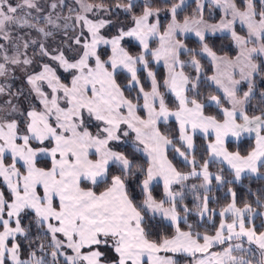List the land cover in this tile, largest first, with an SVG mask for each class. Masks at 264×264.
<instances>
[{"label":"snow or ice","instance_id":"snow-or-ice-1","mask_svg":"<svg viewBox=\"0 0 264 264\" xmlns=\"http://www.w3.org/2000/svg\"><path fill=\"white\" fill-rule=\"evenodd\" d=\"M194 2L182 19L185 0H165L163 8L153 0L117 3L131 23L109 36L103 30L113 21L99 14L113 9L103 0H75L68 15L50 13L43 25L30 11H41L36 0H0V77L20 68L27 85L16 92L0 85V94L12 98L0 107V264H178L177 255L190 257V264H264V197H257L256 207L240 206L227 187L231 199L218 213L209 208L213 182L232 183L223 168L210 171L213 162L227 165L236 181L264 175V107L259 114L248 111L257 77L264 83V0H210L222 13L216 23L205 19L204 0ZM14 26L42 39L13 35ZM60 32L63 39L50 48L47 39ZM216 33L230 35L234 55L209 45V34ZM187 34L198 48L187 46ZM128 40L137 53L124 46ZM201 57L211 66L203 83L215 92L207 102L218 115L206 114L201 99ZM153 62L163 63L162 82ZM132 91L135 96L126 94ZM259 98L264 104V90ZM170 118L178 137L161 129ZM197 131L209 141L202 163L195 155ZM245 134L254 135L250 150L230 151L226 138ZM128 143L143 153V163L120 150ZM170 150L188 170L169 159ZM191 179L200 183L189 185ZM154 181L163 184L160 198ZM187 192L194 208L184 202ZM192 214L207 217L214 231H198L199 222L189 223ZM157 216L171 234L154 237L150 221Z\"/></svg>","mask_w":264,"mask_h":264},{"label":"trees","instance_id":"trees-1","mask_svg":"<svg viewBox=\"0 0 264 264\" xmlns=\"http://www.w3.org/2000/svg\"><path fill=\"white\" fill-rule=\"evenodd\" d=\"M95 2H100V0H95ZM103 2L107 5H111L113 8V7H115V5L117 3H127L128 0H103ZM132 2L134 4L141 5L143 0H132ZM167 2L170 4V3L175 2V0H167ZM153 4H154V6H160L162 8L166 6L165 0H153ZM194 9H195V2H194V0H192L189 3H187L185 9L180 12L181 19L183 18L184 15L190 14ZM209 9H210V6L205 4V7L203 9L204 17H205V19H208L209 21H215V19L218 17V13L215 12L214 18H211V17L208 18ZM136 11L139 12L140 7H137ZM110 15H111V13H110ZM124 17L129 19L128 16H124ZM167 21H168L167 16L160 17L161 24L165 25V23ZM237 30L239 31L238 28H237ZM183 39L189 48H198V43L195 39L189 38V37H185ZM208 43L219 54H225V53H227L229 55L235 54V48L232 45L231 39L228 35H212V36L210 35L208 37ZM124 46L126 48H128L129 51L132 52L133 54H135L139 51L138 46H136L133 43L126 42V43H124ZM182 59H187V57L183 56ZM201 63L205 66V71L202 74V82H201L200 92H201V99L204 100L206 103L207 97L209 96V94L210 93L215 94V92L213 91V88H209L207 84L203 83V78H206L207 75L211 74L210 63L202 57H201ZM152 69L157 73L158 78L162 82L163 77H164V73H163L162 68L160 66H155L152 63ZM187 70H188V72H191L192 75H194L193 69L187 68L186 71ZM140 75H141V78L143 80L142 71H141ZM120 82H121V84H126V79H124V77L121 76ZM145 87L148 88L149 86L145 83ZM245 90H246V85H245ZM262 90H264V83L261 82L260 77H257L256 95L250 101V105L248 108L249 114H252L254 111L256 112V114H259V109L264 107V104H262L260 102V98H259V92ZM126 94H130L132 96L131 93L126 92ZM168 102H169V106L173 107V104L170 100V96H168ZM205 112L208 115H218V111L214 107L208 105L207 103H206V107H205ZM161 129L167 131L173 137H177V130H176V126L173 123V121H168L167 125H164L163 123H161ZM194 143H195L196 158L198 161H200L202 163L203 160L207 158V151L205 148L206 139H203L202 137L196 135V136H194ZM251 146H252V142H251V140H248V139L242 140L237 145L232 144V143H229L227 145V147L230 150L235 149L236 151L239 150L242 153H246L251 148ZM120 150L126 151L130 155H134L136 163H143L144 162V157L141 155V153L135 152V149L132 147V145H130V144L121 145ZM169 159H171L172 162L178 168H181L182 170H185V171L188 170V168L185 167V164H183L180 160H178V158L173 156V152H171V151H169ZM41 160L43 162L44 159H41ZM220 168L224 169L225 180L226 181L231 180L232 183L221 186V185H216L215 182H213V186L211 187V191L209 193V196L211 197L210 203H209V208L215 209L216 212H219L220 208L223 207L230 200V195L227 193V187L233 188V190L236 192L237 201L240 204V206H243L244 202H248V203H251L253 205V207H256L255 202L257 200V197L258 196L264 197V178H253L250 176H244L241 178L240 181H236L233 177V174H231V172L229 170H227L220 163H216V162L212 163V165L210 167V171H212L213 173H216ZM115 170H116L115 166H113V171H115ZM196 181H199V180L191 179L188 182L194 183ZM132 187L135 190V192L137 193V198L139 199V195H138L139 189L136 188L135 183L132 184ZM153 191H154V194L157 196V198H160L162 196V187L160 184L153 185ZM201 193H202V191H201ZM184 202L189 208H194V206H195L194 205V197L191 194V192L186 193ZM181 216H183V212H181ZM30 219H31V217H27L23 221V223H25L26 220H28V223H29ZM213 219H214V223L218 225V223H219L218 216L216 215ZM206 221H207L206 217L203 219V221H201V218L195 214H192L189 217V223L199 222L200 226L197 229L198 231H200V232H204L206 230L207 231H214L212 223H209ZM150 223H151L150 231L153 233L154 237H157L158 235L164 234V233L171 234V232H172V228L169 226V224H167L165 221H162V218H160V217H155L154 219H152L150 221ZM181 226L186 228V225L183 223V220H181ZM32 231H33V233H35V231H36L34 226L32 228ZM177 260H178V264H183L185 262H189L190 259H188L187 257H183V258H179ZM181 261L183 263H181Z\"/></svg>","mask_w":264,"mask_h":264},{"label":"rangeland","instance_id":"rangeland-1","mask_svg":"<svg viewBox=\"0 0 264 264\" xmlns=\"http://www.w3.org/2000/svg\"><path fill=\"white\" fill-rule=\"evenodd\" d=\"M190 1H192V0H185V3L187 4V3H189ZM11 2H12L13 4H15L16 2H18V0H11ZM175 2H177V0H175ZM36 3L39 5L41 11H40V12H36L35 10H30V11H31V14H32L33 17H37V18H39L41 25L44 24V20H43V17H44V16H47V15H49L50 13L53 15V18H55V15H56L57 13L60 14V15H64V16H66V15L69 14V9H70V8H74V7H76L75 0H63V4H61V0H36ZM52 3H56V4H57V8H56L55 10H53V9L51 8V4H52ZM204 4H207V5L210 6V9H209V11H208V18H210V17H211V18H214V16H215V12L218 13V17L215 19V21H209V22H210V23H216V22H218L219 19H220V17H221V15H222L220 9L217 8L214 4H212V3L210 2V0H204ZM112 9H113V10H112V12H111V15H110V14H104V13H100V14H99V15L102 16L103 18H105V19H110L111 21H113L112 25H110L108 28H106L105 30H103L104 33H105V35H109V36L115 34V33H116V30H117V28H118L119 26H121V25L129 26L130 23H131V17H130V15H129L128 13L124 12L122 9H116L115 7H113ZM26 11H29V10H26ZM124 16H128L129 19L125 18ZM162 16H166V15H165L164 13H161V17H162ZM167 22H168V21H167ZM167 22L165 23V25L167 24ZM236 27H237L238 29H240V26H239V25H237ZM12 31H13V35H21V36L27 35V36H28L29 38H31V39H36V40H40V39H42L41 35H40L37 31H35V30H30V29L17 30V29L15 28V26H14L13 29H12ZM210 35L212 36V34H209V36H210ZM215 35H228V36L230 37V35L227 34V33H216ZM185 37L193 38V39H195V40L197 41V38H196L194 35H192V34H187V35H185V36L182 37V38H185ZM62 39H63V33L60 32V33H57V34L54 36V38H48V39H47V44L49 45L50 48H55L56 45L59 44L60 41H61ZM230 39H231V37H230ZM3 42H4V41L0 40V43H3ZM126 42L135 44L133 41H130V40L125 41L124 43H126ZM153 46H155V45H153ZM233 46H234V45H233ZM33 47H35V46H30V48H29V51H28L29 56L32 55V48H33ZM234 48H235V47H234ZM9 54H11V52H9ZM202 58H204L206 61L209 62V60H208L207 57H202ZM149 59H150V57H149ZM153 64H154L155 66H160V67L162 68V70H163L164 75H165L166 70H165V68H164L162 62L159 63V64H156L155 62H153ZM14 69L16 70V72H20V73H22V71H21L20 68H14ZM14 69H13V70H14ZM152 70H153V69H152ZM153 71H154V70H153ZM187 71H188V70H187ZM142 73H143V71H142ZM190 73H191V72H190ZM192 73H193V72H192ZM62 75H64V74L62 73ZM145 75H146V74L143 73V78H144ZM194 75H195V72H194ZM194 75H193V76H194ZM25 79H26V78H25ZM7 81H8V79H7ZM126 83H127V81H126ZM145 83H146L148 86H150V85L148 84L147 81H145ZM25 85H26V82H25ZM26 87H27V85H26ZM130 93L132 94V96H135V95H136V93H135L134 91H132V92H130ZM169 96H170V100H171V102H172V104H173L174 97H172L171 94H169ZM206 103H207L208 105L214 107V108L218 111V109L216 108V106H215L214 104L208 103L207 101H206ZM25 105H26V106H23V107H24V108H27V103H26ZM173 107H174V104H173ZM169 121H173V123L175 124V126H176V130H177V137H178V127H177V124H176L175 119H174V118H170ZM93 131H94V129H93ZM196 135L202 137L203 139H206L205 136H204V134L201 133V132H199V131H197V132L195 133L194 136H196ZM210 135H211V134H210ZM212 139H214V136L212 137ZM244 139L251 140L252 145L254 144V135H253V136H249L248 134H245V135L242 136L240 139H237V138H235V137H228V138H226V146H227L229 143H232V144H236V145H237L239 142H241V141L244 140ZM208 142H209L208 139H206L205 148L207 147V143H208ZM128 144H130V143H128ZM130 145H131V144H130ZM228 149H229V148H228ZM229 150H230V149H229ZM249 150H250V149H249ZM170 151H171V150H170ZM230 151H236V150L233 149V150H230ZM171 152H172V151H171ZM173 156H175L176 158H178V160H180V161L184 164L182 158H180L178 155H175V154L173 153ZM41 159H44V158H41ZM216 163H218V162H216ZM223 166H224L227 170L230 171V169H228L227 165H223ZM261 171H262V173H264V169H262ZM230 172H231V171H230ZM244 176H250V177H253V178H264V175H251V174H244L242 177H244ZM233 177H234V175H233ZM187 183H188L189 185L193 184V183H189V182H187ZM194 183H195V184H199L200 181H196V182H194ZM155 184H162V182H161V181H154V182H153V185H155ZM162 185H163V184H162ZM177 187H178V186H177ZM201 191H202V190H201ZM162 192H163V190H162ZM229 195H230V194H229ZM230 199H231V196H230ZM26 218H27V217H26ZM26 218H25V219H26ZM218 218H219V217H218ZM25 219H24V220H25ZM206 219H207V217H206ZM166 222H167V221H166ZM257 223L259 224L260 221L257 220ZM24 224L27 225V224H28V220H26ZM20 239H22V238H20ZM26 247H27V243L25 242V248H26ZM183 257H186V256H184V255H177V256H175L174 258H175V259H179V258H183ZM22 258H27L26 253L23 255ZM187 258L191 260L190 257H187ZM190 260H189V262H185V263H183V262L181 261V263H183V264H190Z\"/></svg>","mask_w":264,"mask_h":264},{"label":"flooded vegetation","instance_id":"flooded-vegetation-1","mask_svg":"<svg viewBox=\"0 0 264 264\" xmlns=\"http://www.w3.org/2000/svg\"><path fill=\"white\" fill-rule=\"evenodd\" d=\"M0 85H4L6 87L10 86L12 92H16L17 90L24 89L26 88L24 73L16 72V70L14 69L10 72L7 78L0 77ZM9 99L12 98L9 97L7 94H0V107H3L6 101H8ZM22 99L23 98H20L21 101ZM13 102L15 103L16 100L14 99ZM25 104L26 103H23V106H26Z\"/></svg>","mask_w":264,"mask_h":264},{"label":"crops","instance_id":"crops-1","mask_svg":"<svg viewBox=\"0 0 264 264\" xmlns=\"http://www.w3.org/2000/svg\"><path fill=\"white\" fill-rule=\"evenodd\" d=\"M141 155L143 156V153H141ZM161 185V187H162V190H163V185L162 184H160ZM216 213H218V212H216ZM217 216H218V214H217ZM157 217H159V216H157ZM219 217V216H218ZM161 218V217H160ZM166 222V221H165ZM167 224H168V222H166Z\"/></svg>","mask_w":264,"mask_h":264}]
</instances>
